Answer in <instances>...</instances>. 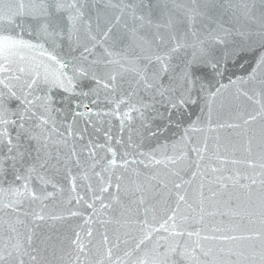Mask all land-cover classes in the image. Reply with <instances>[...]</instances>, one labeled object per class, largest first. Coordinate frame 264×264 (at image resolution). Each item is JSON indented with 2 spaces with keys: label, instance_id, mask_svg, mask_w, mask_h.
<instances>
[{
  "label": "snow or ice",
  "instance_id": "obj_1",
  "mask_svg": "<svg viewBox=\"0 0 264 264\" xmlns=\"http://www.w3.org/2000/svg\"><path fill=\"white\" fill-rule=\"evenodd\" d=\"M0 264H264V0H0Z\"/></svg>",
  "mask_w": 264,
  "mask_h": 264
}]
</instances>
